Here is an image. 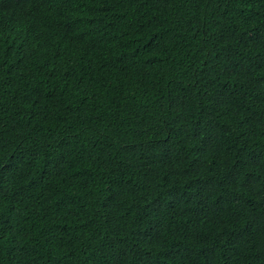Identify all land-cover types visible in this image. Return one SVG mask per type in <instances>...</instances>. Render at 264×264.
Masks as SVG:
<instances>
[{
  "label": "trees",
  "instance_id": "obj_1",
  "mask_svg": "<svg viewBox=\"0 0 264 264\" xmlns=\"http://www.w3.org/2000/svg\"><path fill=\"white\" fill-rule=\"evenodd\" d=\"M0 264H264V0H0Z\"/></svg>",
  "mask_w": 264,
  "mask_h": 264
}]
</instances>
